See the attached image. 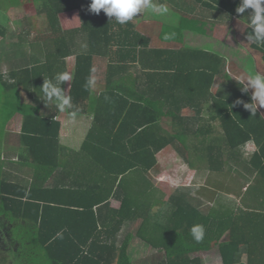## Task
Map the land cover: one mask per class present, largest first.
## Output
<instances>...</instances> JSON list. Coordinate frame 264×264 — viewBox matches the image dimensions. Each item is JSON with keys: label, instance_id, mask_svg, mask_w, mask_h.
<instances>
[{"label": "trees", "instance_id": "trees-1", "mask_svg": "<svg viewBox=\"0 0 264 264\" xmlns=\"http://www.w3.org/2000/svg\"><path fill=\"white\" fill-rule=\"evenodd\" d=\"M158 1L185 16L193 5L188 18L196 23L237 17L245 36L251 31V9L244 17L235 11L240 0ZM90 2L0 0V13L24 3L36 10L8 36L0 23L2 42L11 46L0 47V264H203L191 254L213 247L222 264H264V118L235 103L250 102V91L241 92L223 57L151 47L136 28L139 17L120 25L103 10L91 13ZM72 12L79 23L64 28L61 16ZM42 16L47 27L36 34ZM179 33L162 29L161 37L180 40ZM250 50L264 70V45ZM69 56L74 72L62 88L78 115L92 114L76 150L61 144L60 111L40 89L67 72ZM96 57L100 91L86 86ZM219 76L225 89L212 94ZM207 102L213 111L206 120ZM14 114L21 115L19 132L4 129ZM248 140L256 149L246 161L232 149ZM167 147L191 169L233 174L227 179L244 189L215 185L207 202L187 185L165 194L150 174ZM195 225L205 229L199 243Z\"/></svg>", "mask_w": 264, "mask_h": 264}, {"label": "crops", "instance_id": "crops-1", "mask_svg": "<svg viewBox=\"0 0 264 264\" xmlns=\"http://www.w3.org/2000/svg\"><path fill=\"white\" fill-rule=\"evenodd\" d=\"M156 2L159 3L158 0H156ZM168 7L170 9V12H173L170 14V20L168 21L162 20L160 17L156 15H149L146 17L145 16L143 17V15H141V17H139V20L136 23V28L142 34L149 37L151 47L171 48V49L185 48V49L202 50V51L214 53L225 59L226 70L228 71L230 69L229 67H231L232 71L235 72L233 73V75L240 80L242 77L246 78V74L252 73L251 70L253 68H254L253 69L254 72H259L261 74H264L262 63H260L259 55L258 53L250 50V44L248 43L246 36L244 34L246 24L240 21L237 17H234L233 20H231L230 23L226 25H224L223 23L220 25H216L213 23H206V22L196 23L197 21H195V19L188 18L192 13L191 9L192 10L195 9L193 5H191V7L189 6V9L188 7L186 9L185 7V9L188 11L187 13L189 14V16H185L179 11H175L171 6ZM149 17L150 19L153 20L159 19L161 20V22L159 23L158 26H156L157 24L155 25L153 22L147 20V18L149 19ZM224 26H226V28ZM167 28H172L173 36L177 34V30L179 29L180 31L179 34L180 36H182V38L180 40H170V41L163 40L161 37V32L162 29H167ZM207 30H209L211 34H207ZM151 31H153L154 33H150ZM202 32L203 33L206 32V33L201 34ZM230 33H234V34L230 35ZM166 35H170V33H166ZM193 35H195L196 37L194 38ZM203 38H205V41H203ZM229 38L234 48H236L235 51H233L230 48V45L227 44V40ZM239 50L240 51L246 50L243 55L244 56L243 59H240L242 60V62H244L243 65H240V63L236 64L237 62L234 60V56H237L239 54L237 52ZM235 53L237 54L235 55ZM65 62H66L65 64H66L67 73H70V67L67 64V61ZM249 65L253 66V68L249 69L248 67ZM73 72L74 69L70 74L73 75ZM223 79L224 78L222 76L216 78L214 84L210 88V92L212 94H216L217 92L225 89V88L223 89L222 86L224 82ZM70 81L71 79L69 81H66V90L69 86ZM249 91L251 93V89ZM257 109L260 112L261 116L264 118V108L258 106ZM182 111L183 114L189 113L188 112L189 110L187 108H184ZM212 111L213 108L211 106V103L207 102L203 106L202 116L207 120L208 117L211 115ZM15 115L17 117H13V119H11V121H9L5 126L7 127L6 128L7 130L11 131L9 125H13L12 122L17 121L16 123H14L15 130L12 131L19 132L20 124H21V115L19 114H15ZM57 119L60 121L59 135H60L61 144L71 149H75V150L78 149L87 133V130L90 127L92 121V114L77 115V118L74 122H69L66 113L59 112L57 115ZM204 125H207V123H204ZM210 125L213 126L216 135L220 134L221 130L217 122H211ZM255 149H256V145L254 141L248 140L247 142L241 144L240 146H237L236 148L232 149V152L235 153L239 158L247 161ZM158 154H157V158H158ZM197 170L198 169H191L189 167V171L193 172ZM209 173H213V172H209ZM220 174H225V176L229 177V179L232 178L230 176L233 175V174L230 175L229 173L226 174L223 172ZM219 184L226 185V183L223 182H218L215 185H219ZM187 186L192 187L194 191H198V190L201 191L194 184ZM231 187L235 193L244 189V187H241L239 182L237 181L231 182ZM220 188L223 189V187ZM215 189L218 190V188ZM113 205L117 206L115 204Z\"/></svg>", "mask_w": 264, "mask_h": 264}, {"label": "clouds", "instance_id": "clouds-1", "mask_svg": "<svg viewBox=\"0 0 264 264\" xmlns=\"http://www.w3.org/2000/svg\"><path fill=\"white\" fill-rule=\"evenodd\" d=\"M89 11L99 14L101 10L110 18L120 25H125L138 14L147 12L150 15H156L162 20H170V9L166 4L157 3L156 0H91ZM251 12L247 14L250 17V32L246 34L249 44L264 45V0H240L235 11L240 17L246 16L247 10ZM71 79L67 72L57 73L53 78L44 80L40 87L43 94V101L55 102L56 107L62 113H66L69 122H74L78 112L72 102L70 95H65L62 84ZM95 81L89 79L87 87L91 88ZM241 92L247 94L251 89L250 102H244L240 99L236 100V104H242L243 108L248 110L253 116L257 113V107L264 108V74L259 72L246 74V78L240 80ZM191 234L196 242L204 239L205 229L203 225H195L191 229Z\"/></svg>", "mask_w": 264, "mask_h": 264}, {"label": "rangeland", "instance_id": "rangeland-1", "mask_svg": "<svg viewBox=\"0 0 264 264\" xmlns=\"http://www.w3.org/2000/svg\"><path fill=\"white\" fill-rule=\"evenodd\" d=\"M169 6V5H168ZM36 12L35 7L33 4L29 3L26 4L24 3L22 6L19 8H10L6 12L0 13V23L6 26V35L8 36L11 33V30H21L23 25H24V19L26 16H31L34 15ZM173 12H170V14ZM143 17L149 16L150 14L147 12L138 14L137 17ZM40 26H43L41 28H38L37 30H34L36 34L40 33L41 29L46 28L45 20L44 17H40ZM147 20L153 22L156 26L159 25L161 20L157 19H149ZM138 20H135L137 23ZM79 23V18L77 13H67L65 15L61 16V24L64 28H71L74 26H77ZM205 26V25H203ZM155 27V26H154ZM153 27V28H154ZM226 28V26H224ZM206 28V27H205ZM155 29V28H154ZM150 33H154L151 31ZM206 32H202L201 34H205ZM207 34H211L209 30H207ZM234 33H230V35H233ZM195 38L196 36L193 35ZM3 39L0 37V47L2 48H7L10 49V45L8 46L6 42H2ZM203 41H205V38H203ZM227 44L230 45V48L235 51L236 48H234L233 44L231 43L230 38L227 40ZM234 48V49H233ZM241 50V49H240ZM237 51L239 54L237 56H234V60L237 62L236 64L240 63V65H243L244 62H242L243 55L246 50L242 51ZM237 53H235L236 55ZM96 64L94 65L95 70L93 74V80L95 81V84L93 86V91H100L102 86H101V71H103L102 61L100 60L99 57L95 58ZM67 61V64L70 67V73L74 69V63H75V58L74 56L69 57L65 59ZM252 61V60H251ZM249 69L253 68V66L249 65ZM230 69L228 70L230 73H235L232 71V68L229 67ZM69 73V74H70ZM72 77V74H70ZM69 81V80H68ZM13 117H17L15 114L8 120L11 121ZM7 122V123H8ZM12 122L13 125H9L10 130H15L14 123ZM2 121L0 120V126H1ZM6 123V125H7ZM11 126V127H10ZM7 127L5 126L4 129ZM0 133L3 134L2 129H0ZM10 141V140H9ZM10 143V142H9ZM11 147V144L9 145ZM11 151V150H10ZM247 157V156H246ZM157 172L153 171L152 174H150V177L152 178L154 184L159 187L165 194H170L173 192L177 187L182 186V185H191L194 184L197 188H199L201 191H194L195 193H198L206 202L210 200L212 195L214 194L213 192L216 191L215 184L218 182H223L227 183L229 181L225 174H218V173H209L206 170H201L198 169L197 171H189V167L181 160V158L169 147L163 149L159 154L157 158ZM158 173V174H157ZM204 192V193H202ZM231 196V194H229ZM113 204L118 205L117 202H113ZM155 209V207H154ZM191 256H199L203 260V264H222L221 258L218 252L217 247H213L209 250H203V251H197L191 254Z\"/></svg>", "mask_w": 264, "mask_h": 264}]
</instances>
